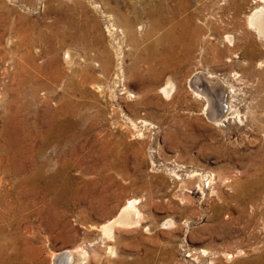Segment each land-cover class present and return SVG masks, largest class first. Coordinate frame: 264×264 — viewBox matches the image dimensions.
<instances>
[{
  "label": "rangeland",
  "instance_id": "rangeland-1",
  "mask_svg": "<svg viewBox=\"0 0 264 264\" xmlns=\"http://www.w3.org/2000/svg\"><path fill=\"white\" fill-rule=\"evenodd\" d=\"M257 2L0 0V147L16 156L6 163L0 153V165L57 171L72 161L69 175L86 193L58 205L0 168V264H55L78 250L85 264H264V47L247 27ZM173 12L192 20L175 49L183 61L191 55L172 71L156 58L142 90L138 75L148 74L160 38L149 36L152 21ZM253 43L262 50L254 73L242 59ZM210 73L235 88L229 100L243 123L215 124L204 114L190 85ZM145 90V104L135 105ZM67 102L82 118L65 114ZM53 120L78 129L49 138ZM113 149L115 169L100 157ZM135 199L138 225L118 226L105 241L103 227Z\"/></svg>",
  "mask_w": 264,
  "mask_h": 264
},
{
  "label": "bare ground",
  "instance_id": "bare-ground-1",
  "mask_svg": "<svg viewBox=\"0 0 264 264\" xmlns=\"http://www.w3.org/2000/svg\"><path fill=\"white\" fill-rule=\"evenodd\" d=\"M257 1H258L257 3L262 4V6L260 4H259V7L256 6L257 8H255L253 13L248 17L247 27L249 29H251L257 35V37L259 39V40L258 39L257 40L260 41L261 47L262 46L264 47V0H257ZM240 8H241V6H236V9H240ZM177 13L178 12H173L171 15V18L169 17V18L164 19V18L160 17V18H155L152 21V28H151V31L149 33V36L153 37L160 32V38L158 39L157 43L154 44L150 48V54L152 57V61H151L152 64L148 66V74L146 76L144 74L138 75V79L141 83V89L142 90L146 87H150V85L152 83L151 77L155 74L154 67H155V64L157 62L156 58H158L159 56L161 57L160 64L164 67L165 71H172L174 69L173 66H175V65H173V62L176 65L181 64L184 61H187V58L189 59V57L191 55V52H190L191 50L190 51L188 50L187 55H186V60H184V61H183V58L180 59L176 55L178 52L176 53L175 49L179 44H181V40L184 39V37L186 36V26L188 24H190V22L192 21L191 19L177 21L175 18L176 17L175 15H177ZM226 40L228 41L229 44H233V39L231 36L230 37L227 36ZM159 48H162V50ZM243 49L244 50L242 52V59L244 60V62H246L245 64H247V69L249 71H251L252 73H254L256 70L254 67L255 62L257 59H259V57H261L262 50L260 49L259 46L254 45V43L249 45V47H246ZM218 55H219V53H218ZM65 58H66L68 64H70V65L73 64V62H72L73 59L70 58L69 52L66 54ZM112 65H113V63H112L111 57L107 56L104 60V63H103L104 72L106 74L111 70ZM260 65H258V67ZM260 74L264 75V71L261 72ZM214 76H212L211 73L207 76L203 75V74H199L198 76H195L193 79H191L192 82L189 81V82H191L190 88L195 93L197 99L202 100L206 103V107L204 109V114L207 115V117L210 119V121H212V123H215V124H221L223 121H227L229 119H235V120H238L239 123H243L244 120L241 117L240 110H236V108L234 109L233 101L229 100V97L231 96V92H234L235 88L232 85L230 87L228 86V88L225 87V85H223L224 82H223V84H221L216 79L217 77L215 78ZM86 79L91 81L93 79L92 74L87 72L85 74V80ZM258 84H259V86H257V89L262 91V87L264 88V84L261 81H259ZM174 89H175L174 84L169 79L167 81L166 85L161 88V93L165 97L170 98ZM97 91L99 93H101V95H102V94L108 93L109 91H111V89L106 88V87H97ZM148 93L149 92L146 90L144 92L142 91L141 94H143V96L139 97L138 99L136 98L137 100L136 101L134 100L135 101L134 104L135 105L145 104V101H143V99L148 96ZM234 97L232 96L231 98H234ZM67 104H65V105H67V106H65L66 107V113L65 114H67L70 117V119L71 118L73 119L75 117H80L82 115L80 113L81 111L79 110V107L73 106L74 104L72 105L71 102H69V103L67 102ZM80 118H82V117H80ZM83 118H85V117L83 116ZM68 120L65 122L63 121L64 123L60 122L58 120H53L51 122V124H48L49 130H47V131H49L48 132L49 138L52 136H59V135L61 136L65 132V129H67V128H72V130L78 129L77 128V126H78L77 121L73 122V121H68ZM48 123H50V122H48ZM72 136L75 137L74 134ZM6 145H8V144H6ZM110 148H112V146ZM116 149L115 150L114 149L113 150H106L105 152H107V154L103 153V156L102 155L100 156L103 158L106 157L107 159L108 158L111 159L112 162L110 165L112 166L113 169H115V167L117 165V163H116L117 160H116L115 156L118 155V153L115 152ZM0 153L2 155L3 161L6 162V160H8L9 158H12L13 161L14 160L16 161V156L15 155L14 156L9 155V153L5 149L4 145H2L0 147ZM72 167H73L72 161H70L69 163L65 162L64 165H62V167L59 168L57 171H50L51 168L49 169L44 165L39 166L38 169L35 168L36 169L35 171H28V170H26L24 164H17L15 162H13V164H10L9 167H5V165L4 166L0 165V168L4 169V172L8 173L12 177V179L16 178L18 180V178H20V184H19L20 188H22V187L27 188L28 187L31 190V187L38 186L41 189V192L45 196L53 195L55 197L54 200L58 205H60L59 201H64L65 203L74 204L75 202L80 200L81 197H83V195L86 194V193L84 194L82 187L78 186V184H79L78 181H76L73 177H71L69 175V171L72 170ZM86 170L88 172V169H86ZM48 172H50V174ZM108 179L109 178H107L106 180H108ZM43 182L46 183L45 186L41 185ZM17 183H19V182H17ZM84 198H85V196H84ZM57 204H55V206H57ZM91 204L93 205L94 203L92 202ZM137 204L138 203H137L136 199L129 201L127 203V205L124 207V209L121 212L118 219L110 222L111 224L103 227V234L101 235V237L103 236L105 241L106 240L111 241L113 239V231H115L114 228H116L118 226H122L124 228V227H131L133 225L135 226L136 224L138 225V223L140 222V213L137 209ZM109 250H110V253H112L114 249L110 248ZM87 256H88L87 253L84 251H81V250L80 251L79 250L74 251V252L73 251L67 252L61 258L56 259L55 264H85ZM259 257H262V256H259ZM259 261L262 262V260H259Z\"/></svg>",
  "mask_w": 264,
  "mask_h": 264
}]
</instances>
